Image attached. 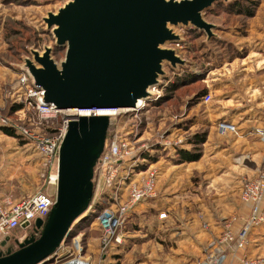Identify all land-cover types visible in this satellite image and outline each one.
Returning a JSON list of instances; mask_svg holds the SVG:
<instances>
[{
    "label": "rangeland",
    "instance_id": "rangeland-1",
    "mask_svg": "<svg viewBox=\"0 0 264 264\" xmlns=\"http://www.w3.org/2000/svg\"><path fill=\"white\" fill-rule=\"evenodd\" d=\"M66 2L0 0V120L5 118L17 125L37 121L33 108L15 102L21 93V67L30 56V49L43 51L50 46L58 62L64 58L65 50L56 47L54 34L44 19L51 12L57 13ZM203 18L213 24L210 32L191 22L171 25L180 40L167 47L174 48L182 62L175 66L165 62L166 75L151 89L142 106L135 111L120 109L113 115L108 135H117L129 147V163L122 165L123 174L128 164L135 168L136 176L154 173L157 196L141 201L130 212L123 228L126 242L106 256L113 260L110 263L100 260L99 229L94 218L98 210L92 208L84 223L81 219L76 221L71 236L82 235L85 255L92 258L93 264H143L148 258L149 241L152 240V250H157L160 239L168 238L162 235L163 222L154 215L169 204V197L178 196L181 205L188 208L200 196L206 206L220 211L223 204H218V197L228 188L227 178L240 179L243 184L264 164V154L260 159L264 151V122L250 123L246 114L254 111L244 112L255 102L246 94L249 76L243 70L264 57V0H216L203 11ZM261 72L264 74V69ZM260 81H264V76ZM60 121L61 116L47 124L36 123L41 130L51 132ZM223 121L233 123L236 130H220ZM242 123L246 124L240 127ZM199 138L203 140L197 142ZM182 152L199 157L189 164L183 161ZM4 186L15 201L38 191L57 190L42 176L41 156L35 147L22 137L6 134L0 127V192ZM239 190L240 187L238 193ZM238 195L242 200L241 190ZM238 195L234 198L238 199ZM215 199L217 203L212 202ZM233 213L226 215L232 218ZM145 231L151 234L141 236ZM35 233L32 227L17 228L7 245H0V252L17 249L20 242ZM66 243L67 247L44 264L66 259L72 237ZM258 256L264 258V248Z\"/></svg>",
    "mask_w": 264,
    "mask_h": 264
},
{
    "label": "water",
    "instance_id": "water-1",
    "mask_svg": "<svg viewBox=\"0 0 264 264\" xmlns=\"http://www.w3.org/2000/svg\"><path fill=\"white\" fill-rule=\"evenodd\" d=\"M66 1L44 19L64 58L58 62L50 46L30 49L21 67L42 90L41 102L60 110L139 107L166 75L165 62H182L167 47L180 40L171 25L191 22L210 32L203 11L216 0ZM110 122L108 114L70 120L59 151L56 202L46 220L35 222L40 235L0 252V264H43L70 239L76 221L89 213Z\"/></svg>",
    "mask_w": 264,
    "mask_h": 264
},
{
    "label": "built area",
    "instance_id": "built-area-1",
    "mask_svg": "<svg viewBox=\"0 0 264 264\" xmlns=\"http://www.w3.org/2000/svg\"><path fill=\"white\" fill-rule=\"evenodd\" d=\"M18 90L21 93L15 97V102L25 103L28 107L33 108L37 121L34 119L30 125H17L2 118L0 124L15 128L17 132L22 134L23 138L35 147L41 156L42 176L48 179L50 184L56 186L59 151L70 120L83 115L81 112H88L85 115H99L100 112L104 111L105 114L109 112L111 125L113 115L122 109L110 107L60 110L52 105L43 104L41 102L42 90L33 85L26 73L20 76ZM68 111L72 112L68 113ZM59 116H61V121L51 132L41 130L36 123L47 124ZM219 129L222 131L236 130L234 124L227 121L221 122ZM261 135L262 140H264V130L261 131ZM128 155L127 141L120 140L117 135H107L103 151L94 170V196L91 200L89 213L93 211L92 208L98 210V207H100L94 218L99 229L98 243L102 255L100 260L102 261L115 246L125 244L126 235L123 228L130 212L141 201L157 196V176L154 173H151L148 177L136 176L135 168L128 164L126 172L123 174L122 165L129 163ZM241 198L251 207L249 215L244 219L241 230L236 233L232 221H226L222 232L211 244L205 258L200 259L196 264H223L230 254H236L248 245V234L251 228L264 224V164L253 177L244 180ZM55 202L56 193L44 191H38L19 201L13 200L9 195L5 196L0 200V245L3 241H6L7 244L8 239L17 228L27 229L32 227L35 230L36 220L38 218L46 220ZM169 216L170 211L159 214L160 219ZM72 232L73 230L70 233L72 246L67 253L68 257L61 262H56V264H93L92 258L85 255L82 235L71 236ZM66 244V240H64L51 258L56 257L61 249L67 247ZM239 264H264V258L244 256Z\"/></svg>",
    "mask_w": 264,
    "mask_h": 264
},
{
    "label": "crops",
    "instance_id": "crops-1",
    "mask_svg": "<svg viewBox=\"0 0 264 264\" xmlns=\"http://www.w3.org/2000/svg\"><path fill=\"white\" fill-rule=\"evenodd\" d=\"M257 59L260 61L257 62V60L254 66H245L243 69L244 75L249 76V82L245 87L246 94L255 102L254 107L251 106L244 112L254 111L246 114L249 118L248 121L253 124L264 122V81H260V78L264 76L262 72L260 73L264 69V57ZM259 98H261V101L258 100ZM244 124L246 123H242L240 127ZM229 134L233 135L231 132ZM263 154L264 151L261 152L262 156L260 159H262ZM191 163L194 162H189V164ZM254 171L255 169L252 170L253 173ZM228 174L230 175L229 177H233L231 172H228ZM240 183V179L227 178L226 185L228 188L221 191L218 197V204H223L220 211H213L212 207L206 206L200 196H198L196 204L191 203L188 208L181 205L182 203L178 201V196L169 197L167 200L169 204L154 215L157 221L163 222L162 227L163 229L165 227V229L162 235L168 238L160 239L162 243H159L157 250H152L153 246L150 244L152 240L149 241V245L147 244L148 258L144 260L143 264H196L200 259L205 258L211 244L222 232L226 221H232L234 231L238 233L243 227L244 219L251 210L250 204L241 200L240 195H238L242 187L240 185H243ZM7 189L5 186L1 188L0 200L8 195ZM236 194L238 199L234 198ZM216 200H212V202L217 203ZM164 211H170V217L160 219L159 214ZM229 211L234 212L232 218H230L229 214L226 215ZM148 234H151V232L145 231L140 235L146 236ZM248 241L249 243L244 249H240L236 254H230L223 264H239L244 256L250 258L262 254L264 248V224L251 228L248 234ZM104 260L108 263L113 261L108 260V258Z\"/></svg>",
    "mask_w": 264,
    "mask_h": 264
},
{
    "label": "trees",
    "instance_id": "trees-1",
    "mask_svg": "<svg viewBox=\"0 0 264 264\" xmlns=\"http://www.w3.org/2000/svg\"><path fill=\"white\" fill-rule=\"evenodd\" d=\"M21 106H23V105H21V104H19V107H21ZM18 107V105L17 106H15L14 105V108H17ZM1 125V124H0ZM1 127V129H3V131L6 133V134H8V135H12V136H19V137H22V139H25V138H23V136H22V134H20L19 132H17L16 130H15V128H13V127H9V126H4V125H1L0 126ZM26 140V139H25ZM203 140V138H199V139H197L196 141L197 142H200V141H202ZM182 158L184 159L183 161H185V162H191V161H194V160H196V159H198V157H199V154H188V153H184V152H182ZM97 207V206H96ZM89 214L90 213H88L87 215H86V217H84V218H82L81 220H82V222L83 221H85L86 220V218L89 216ZM80 221V220H79ZM84 223V222H83ZM80 224H81V222H80ZM40 231L41 230H37V229H35V236L36 237H39V235H40Z\"/></svg>",
    "mask_w": 264,
    "mask_h": 264
},
{
    "label": "bare ground",
    "instance_id": "bare-ground-1",
    "mask_svg": "<svg viewBox=\"0 0 264 264\" xmlns=\"http://www.w3.org/2000/svg\"><path fill=\"white\" fill-rule=\"evenodd\" d=\"M152 89V88H151ZM144 104V102H142L141 101V103H140V106H142ZM139 106V107H140ZM136 108L137 107H132V108H122L121 110L122 111H124V112H126V111H135L136 110ZM72 111H68V113H71ZM101 114H105V112L104 111H102V112H100ZM81 114H83V115H85V114H88V112H86V113H84V112H81ZM107 114H109V112L107 113ZM100 209V207H98V210ZM44 264V263H43Z\"/></svg>",
    "mask_w": 264,
    "mask_h": 264
},
{
    "label": "flooded vegetation",
    "instance_id": "flooded-vegetation-1",
    "mask_svg": "<svg viewBox=\"0 0 264 264\" xmlns=\"http://www.w3.org/2000/svg\"><path fill=\"white\" fill-rule=\"evenodd\" d=\"M6 245H7V244H6ZM6 245H5V246H6Z\"/></svg>",
    "mask_w": 264,
    "mask_h": 264
}]
</instances>
